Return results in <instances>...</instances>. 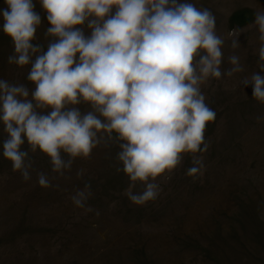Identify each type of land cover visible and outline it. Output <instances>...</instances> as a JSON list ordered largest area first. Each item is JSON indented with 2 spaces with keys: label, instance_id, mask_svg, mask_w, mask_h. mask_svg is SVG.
<instances>
[{
  "label": "clouds",
  "instance_id": "9594fccd",
  "mask_svg": "<svg viewBox=\"0 0 264 264\" xmlns=\"http://www.w3.org/2000/svg\"><path fill=\"white\" fill-rule=\"evenodd\" d=\"M4 2L2 30L14 45L8 63L30 65L27 80L35 85L30 93L0 79L2 154L24 182L32 178L29 151L48 157L54 174L38 172V186L59 189L53 181L70 180L74 161L89 160L101 146L118 148L116 172L129 179L123 195L136 207L159 198L161 181L171 180L185 157L191 160L185 175L202 180L210 148L205 134L216 120L203 89L246 72L235 54L222 70L226 41L209 10L189 0H38L50 25L45 36L52 38L45 51L33 44L41 25L34 0ZM249 28L258 32L259 71L239 84L251 86L252 98L264 105V10L255 12ZM239 46L232 39L230 47ZM81 104L90 110L82 113ZM256 121L264 122V115ZM85 174L80 168L76 177ZM137 185L141 192L134 191ZM93 196L84 182L69 199L81 214L99 217L89 204Z\"/></svg>",
  "mask_w": 264,
  "mask_h": 264
},
{
  "label": "rangeland",
  "instance_id": "374dc122",
  "mask_svg": "<svg viewBox=\"0 0 264 264\" xmlns=\"http://www.w3.org/2000/svg\"><path fill=\"white\" fill-rule=\"evenodd\" d=\"M189 2L215 17L226 41L222 70L230 67L232 54L246 67L245 73L213 80L203 89L216 120L205 134L210 148L202 180L193 183L185 175L191 166L185 157L172 179L161 181L159 198L136 207L123 195L129 179L116 172L118 148L101 146L89 160L74 161L70 180L53 181L59 189H43L37 173L54 175L49 158L29 151L32 178L24 182L3 157L7 135L0 124V264H264V122L256 121L264 105L252 98L251 86L239 84L242 76L259 71L258 32L249 25L255 12L264 10V0ZM34 3L41 25L33 44L46 51L50 25L38 0ZM6 7L0 0V10ZM2 26L0 16V79L23 84L31 93L30 65L21 69L8 63L14 45ZM236 38L240 46L233 50ZM76 107L82 113L90 110L86 104ZM22 150H29L27 143ZM80 168L86 169L83 179L76 177ZM84 182L91 183L89 204L101 212L99 217L81 214L69 199ZM142 190L141 185L134 189Z\"/></svg>",
  "mask_w": 264,
  "mask_h": 264
}]
</instances>
